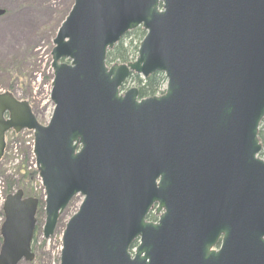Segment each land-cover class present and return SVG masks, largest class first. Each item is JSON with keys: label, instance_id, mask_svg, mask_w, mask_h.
Instances as JSON below:
<instances>
[{"label": "water", "instance_id": "1", "mask_svg": "<svg viewBox=\"0 0 264 264\" xmlns=\"http://www.w3.org/2000/svg\"><path fill=\"white\" fill-rule=\"evenodd\" d=\"M138 26L135 60L107 65ZM52 44V115L0 93V159L7 131H32L45 240L83 196L59 264H264V0H73ZM154 72L160 95L121 92ZM37 204L5 196L0 264L34 259Z\"/></svg>", "mask_w": 264, "mask_h": 264}, {"label": "rangeland", "instance_id": "2", "mask_svg": "<svg viewBox=\"0 0 264 264\" xmlns=\"http://www.w3.org/2000/svg\"><path fill=\"white\" fill-rule=\"evenodd\" d=\"M72 2L73 0H0V8L5 10V14L0 16V93L8 91L16 99L27 101L41 125L48 123L53 110L50 100L52 40ZM133 86L134 83L126 82L124 88ZM163 89L164 87L162 91ZM31 149L30 131L6 132L5 149L0 160V204L5 196L6 179L9 176L20 182L25 172L34 171ZM19 185L14 184L12 192L22 189ZM29 187L30 191L24 192V195L44 202L43 188L37 176H34ZM81 201L80 195L70 200L53 234L46 240L42 236L43 209L41 215L37 213L34 260H21L18 264H59L64 225L78 210Z\"/></svg>", "mask_w": 264, "mask_h": 264}, {"label": "trees", "instance_id": "3", "mask_svg": "<svg viewBox=\"0 0 264 264\" xmlns=\"http://www.w3.org/2000/svg\"><path fill=\"white\" fill-rule=\"evenodd\" d=\"M69 10V9H68ZM67 10V12H68ZM66 12V13H67ZM66 15V14H65ZM144 31L137 27L132 31H129L124 34V36L119 40V42L112 48V50L107 51L106 53V63L112 62H121L126 63L132 61L136 57L138 44L144 36ZM126 82L134 83L138 89V97H148L156 94H160L162 92L163 85L165 83V78L162 73L154 72L148 75L146 78H141L136 74H130L126 80ZM125 82V83H126ZM258 139L262 145V149L259 153V156L264 158V118L262 119L258 131ZM36 175L35 171L25 172L21 178V181H15L9 176L6 179V191L5 195L12 192L14 184H20L19 186L23 189L24 192H29L30 184ZM26 179L27 181H25ZM26 183V184H25ZM27 185V186H26ZM30 195V193H28ZM42 205L39 203L37 213L41 215ZM36 213V215H37ZM3 214L0 209V219ZM1 241V239H0ZM35 238H33V242ZM33 249V243H32Z\"/></svg>", "mask_w": 264, "mask_h": 264}, {"label": "flooded vegetation", "instance_id": "4", "mask_svg": "<svg viewBox=\"0 0 264 264\" xmlns=\"http://www.w3.org/2000/svg\"><path fill=\"white\" fill-rule=\"evenodd\" d=\"M157 208V204L154 203L151 207V209L149 210L148 214H147V220L150 221V222H155L158 220V215L156 214L155 210ZM161 212H164V210H162ZM160 212V213H161ZM219 242H220V238L218 239L217 241V244L215 245V248L217 249L218 248V245H219Z\"/></svg>", "mask_w": 264, "mask_h": 264}]
</instances>
